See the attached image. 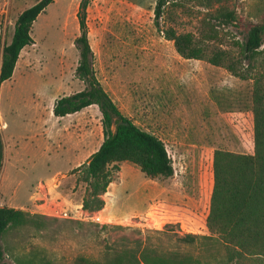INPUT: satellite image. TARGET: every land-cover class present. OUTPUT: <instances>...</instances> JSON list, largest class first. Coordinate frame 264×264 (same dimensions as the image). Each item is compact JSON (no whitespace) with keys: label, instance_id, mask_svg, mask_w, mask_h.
<instances>
[{"label":"rangeland","instance_id":"rangeland-1","mask_svg":"<svg viewBox=\"0 0 264 264\" xmlns=\"http://www.w3.org/2000/svg\"><path fill=\"white\" fill-rule=\"evenodd\" d=\"M37 1L0 0V65L18 15ZM80 1L55 0L38 16L35 42L0 85L8 171L5 183L0 176V206L45 215L41 227L5 235L6 264H82V258L100 264L119 252L144 253L151 264L155 258L158 264H236L207 237L206 219L215 149L254 153L253 81L179 55L155 24L157 0H90L87 24L98 79L124 115L165 141L175 168L171 177L150 179L122 164L105 210L113 218L95 220L78 206L86 186L76 183L73 170L102 144V114L92 105L64 118L53 115L59 97L85 86L75 75ZM205 2H170L162 28L199 35L212 21L217 42L237 53L235 43L253 25H264V0ZM218 8L234 11L235 21L208 20ZM79 148L80 164L69 167L74 157L67 155ZM238 264L256 263L247 258Z\"/></svg>","mask_w":264,"mask_h":264},{"label":"trees","instance_id":"trees-1","mask_svg":"<svg viewBox=\"0 0 264 264\" xmlns=\"http://www.w3.org/2000/svg\"><path fill=\"white\" fill-rule=\"evenodd\" d=\"M55 0H39L23 10L17 17L11 41L4 45L0 65V85L11 79L21 51L35 41L32 27L38 16ZM174 0H157L155 24L183 58L206 60L214 66L226 68L233 75L253 81L252 112L254 119V153L234 152L216 148L213 155V190L206 219L211 233L209 238L220 242L227 257L236 264L247 258L264 264V25H253L242 42L235 43V53L218 43L217 28L205 21L199 35L178 32L175 27L162 28L167 4ZM208 6L222 0H205ZM90 0H81L77 12L80 35L75 40L79 61L75 75L85 86L82 90L59 97L53 112L57 117L79 112L98 105L102 114L104 140L100 147L73 171L76 183H84L82 209L95 213L105 207L104 195L121 171L124 162L137 166L146 177H171L175 168L165 141L147 131L124 115L117 103L105 90L97 77L95 55L89 39L87 11ZM208 20L235 21L234 11L216 9ZM5 156V143L0 132V175ZM45 215L0 206V264L5 262V249L1 241L13 230L41 227ZM197 235H191L195 238ZM127 257V258H126ZM82 264H95L84 258ZM155 258L154 263L158 264ZM100 264H151L142 253L115 256Z\"/></svg>","mask_w":264,"mask_h":264},{"label":"crops","instance_id":"crops-1","mask_svg":"<svg viewBox=\"0 0 264 264\" xmlns=\"http://www.w3.org/2000/svg\"><path fill=\"white\" fill-rule=\"evenodd\" d=\"M14 72H15V70H14ZM14 75V74H13ZM95 105V104H94ZM92 106V105H91ZM90 107V106H89ZM53 108H54V106H53ZM88 108V107H87ZM82 111V110H81ZM80 112V111H79ZM76 113H78V112H76ZM73 114H75V113H73ZM73 114H68V115H66V116H69V115H73ZM53 115H54V112H53ZM55 116V115H54ZM66 116H63V117H59V118H64V117H66ZM55 117H57V116H55ZM7 125V124H6ZM4 128H6V126H4ZM4 140V139H3ZM7 150V149H6ZM6 150H5V156H4V164H3V168H2V180H3V182L5 183V181H7L8 180V171H7V166H6V161H5V157H6ZM68 157H74V163L73 164H71L70 162H69V167L70 166H72V165H78V164H80V161H81V150H80V148L77 150V151H75L72 155L70 154V155H67ZM53 158V157H52ZM54 159V158H53ZM64 159V158H63ZM84 163V162H83ZM83 163H81V164H83ZM124 163H127V162H124ZM123 163V164H124ZM80 164V165H81ZM79 165V166H80ZM77 168V167H76ZM121 168H122V166H121ZM1 176V175H0ZM113 183V182H112ZM112 183L110 184V186H109V189H108V192L104 195V198H105V201H106V204H105V207L102 209V210H100V211H98V212H95V213H93L94 215L92 216V218H94L95 220H99V219H101V218H113L112 217V215H111V213H108V212H105V210L107 209V207H108V205H109V202H108V194H109V191H110V189H111V185H112ZM82 200H83V198H81L80 199V201H79V203H78V206L80 207V209H81V211H83V212H86L87 214H88V212L87 211H84L83 209H82ZM46 203H43L42 205H45Z\"/></svg>","mask_w":264,"mask_h":264}]
</instances>
